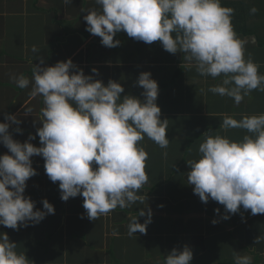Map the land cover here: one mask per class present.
Instances as JSON below:
<instances>
[{"label": "clouds", "instance_id": "clouds-1", "mask_svg": "<svg viewBox=\"0 0 264 264\" xmlns=\"http://www.w3.org/2000/svg\"><path fill=\"white\" fill-rule=\"evenodd\" d=\"M71 0H64L65 4ZM100 10H89L84 20L86 31L101 39L108 48L120 46L117 34L151 45L159 41L165 51L183 53L189 67L200 76L222 82L208 89L227 96L239 105L254 90L264 92V74L251 56L246 58L247 41L234 30V10L223 7L221 0H95ZM257 9L252 8L255 13ZM35 53L38 49L33 46ZM39 65L32 69V78L12 76L19 88H28L30 96L42 97L41 126L36 135L21 143L10 133V123L21 120L6 114L0 122V144L10 154L0 156V226L19 230L39 224L47 215L55 214L47 199L43 210L25 196L27 181L38 175L33 157H42L52 182H59L61 199L82 196L87 218L96 220L117 207L130 208L144 198L139 190L148 182V153L140 144L147 137L161 148H167L169 120H161L157 105L158 82L150 72L139 75L136 84L144 89L140 99L121 94L125 88L114 80L107 86L92 75H85L71 59L54 66ZM92 72L99 75L97 69ZM32 109L24 110L29 116ZM225 131L243 129L248 135L242 140L206 132L199 145L200 158L189 161L188 184L207 204L209 200L224 206L223 219L243 210L253 216L264 214V113L244 115L237 120L225 116L220 125ZM21 133L17 127L15 130ZM39 137L40 145L31 141ZM138 216L130 218L128 235L146 234L152 223V211L146 206ZM219 209H216L219 214ZM140 217H147L140 223ZM83 218V217H82ZM213 224L217 221L213 220ZM258 242V241H256ZM6 232H0V264H30L24 253ZM192 249L173 248L164 264H191ZM234 264H252V257L237 255Z\"/></svg>", "mask_w": 264, "mask_h": 264}, {"label": "crops", "instance_id": "crops-1", "mask_svg": "<svg viewBox=\"0 0 264 264\" xmlns=\"http://www.w3.org/2000/svg\"><path fill=\"white\" fill-rule=\"evenodd\" d=\"M100 8L95 0L68 4L64 0H0V122H6V114L17 116L21 123L9 122V131L21 143L36 135L43 99L31 97V84L19 88L12 76L23 74L31 79L39 57L45 61L42 66L71 59L85 75L105 86L114 80L125 88L122 98L133 95L143 100L144 89L136 81L141 73L150 72L159 85L157 105L161 120H169L170 142L167 148L147 137L140 142L148 153L149 179L138 192L144 203L117 207L90 220L84 198L63 201L59 182L49 179L44 159L37 156L33 167L38 175L27 181L25 196L36 202V210H43L42 201L47 199L55 214L18 231L0 226V232L8 234L30 264H164L173 248L183 250L185 245L193 251L191 264H234L237 255L251 256L252 264H264V214L253 216L241 207L237 214H228L230 219H223L224 206L212 200L203 203L188 184V162L199 160L203 135L209 132L242 140L249 134L246 130L225 131L220 125L226 115L239 120L264 113V92L252 91L239 105L230 97L213 94L208 89L220 84L223 76H200L194 66H188L183 53L171 54L159 41L149 45L121 32L120 46H103L102 38L86 31L84 20L89 10ZM238 36L247 41L246 58L250 55L264 74V48L254 37ZM33 46L38 49L35 53ZM94 68L99 75L92 72ZM28 108L32 113L25 116ZM17 127L21 133L14 131ZM31 143L41 146L38 136ZM4 154L10 153L0 144V156ZM146 206L152 211L147 233L129 236L130 218L142 208L147 210ZM146 218L140 217L139 222Z\"/></svg>", "mask_w": 264, "mask_h": 264}, {"label": "trees", "instance_id": "trees-1", "mask_svg": "<svg viewBox=\"0 0 264 264\" xmlns=\"http://www.w3.org/2000/svg\"><path fill=\"white\" fill-rule=\"evenodd\" d=\"M221 4L234 10L232 24L235 32L254 37L258 45L264 48V0H221ZM252 8L257 11L252 13ZM116 39H119V33Z\"/></svg>", "mask_w": 264, "mask_h": 264}]
</instances>
